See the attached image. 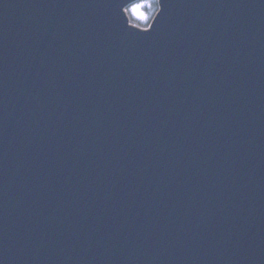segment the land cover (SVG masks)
<instances>
[{"label": "water", "instance_id": "water-1", "mask_svg": "<svg viewBox=\"0 0 264 264\" xmlns=\"http://www.w3.org/2000/svg\"><path fill=\"white\" fill-rule=\"evenodd\" d=\"M0 0L3 264H264V0Z\"/></svg>", "mask_w": 264, "mask_h": 264}, {"label": "clouds", "instance_id": "clouds-1", "mask_svg": "<svg viewBox=\"0 0 264 264\" xmlns=\"http://www.w3.org/2000/svg\"><path fill=\"white\" fill-rule=\"evenodd\" d=\"M162 10V0H122L120 5L125 27L141 33L153 29ZM0 264H3V260H0Z\"/></svg>", "mask_w": 264, "mask_h": 264}]
</instances>
